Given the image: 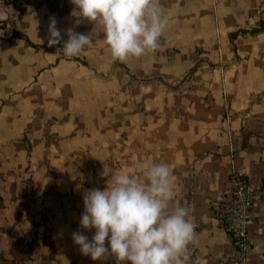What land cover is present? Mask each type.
<instances>
[{
	"label": "crops",
	"instance_id": "1",
	"mask_svg": "<svg viewBox=\"0 0 264 264\" xmlns=\"http://www.w3.org/2000/svg\"><path fill=\"white\" fill-rule=\"evenodd\" d=\"M155 52L113 60L99 24L71 0H19L0 12V264H116L75 245L83 192L101 173L166 162L170 208L191 209L187 264H240L213 212L232 171L254 194L245 264H264V0H159ZM92 33L67 59L50 18ZM245 134L247 140L245 142ZM246 143V145H245ZM107 245V241H106Z\"/></svg>",
	"mask_w": 264,
	"mask_h": 264
},
{
	"label": "clouds",
	"instance_id": "2",
	"mask_svg": "<svg viewBox=\"0 0 264 264\" xmlns=\"http://www.w3.org/2000/svg\"><path fill=\"white\" fill-rule=\"evenodd\" d=\"M74 15L99 24L113 60L124 62L155 52L169 23L159 0H71ZM48 46L63 41L57 20L49 23ZM68 39L60 52L80 54L93 44L92 33L67 29ZM99 187L83 192L84 209L79 225L94 234L77 230L75 245L93 261L114 257L116 264H187L189 245L195 237L191 209L182 204L169 207L175 198L172 170L166 162L137 165L129 172L101 173ZM107 241V245H106Z\"/></svg>",
	"mask_w": 264,
	"mask_h": 264
},
{
	"label": "built area",
	"instance_id": "3",
	"mask_svg": "<svg viewBox=\"0 0 264 264\" xmlns=\"http://www.w3.org/2000/svg\"><path fill=\"white\" fill-rule=\"evenodd\" d=\"M17 1L0 0V12H7ZM227 189V197L213 204V212L230 235L239 263L245 264L256 251L249 236L254 194L245 175L238 171L230 173Z\"/></svg>",
	"mask_w": 264,
	"mask_h": 264
},
{
	"label": "trees",
	"instance_id": "4",
	"mask_svg": "<svg viewBox=\"0 0 264 264\" xmlns=\"http://www.w3.org/2000/svg\"><path fill=\"white\" fill-rule=\"evenodd\" d=\"M244 137H245V142H246V140H247V135L245 134V136H244ZM245 145H246V143H245Z\"/></svg>",
	"mask_w": 264,
	"mask_h": 264
},
{
	"label": "rangeland",
	"instance_id": "5",
	"mask_svg": "<svg viewBox=\"0 0 264 264\" xmlns=\"http://www.w3.org/2000/svg\"><path fill=\"white\" fill-rule=\"evenodd\" d=\"M67 59H71V57H67ZM3 159L0 158V162L2 161Z\"/></svg>",
	"mask_w": 264,
	"mask_h": 264
}]
</instances>
